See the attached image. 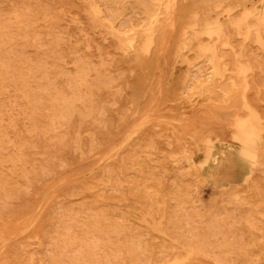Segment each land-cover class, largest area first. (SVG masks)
Instances as JSON below:
<instances>
[{"label":"rangeland","instance_id":"obj_1","mask_svg":"<svg viewBox=\"0 0 264 264\" xmlns=\"http://www.w3.org/2000/svg\"><path fill=\"white\" fill-rule=\"evenodd\" d=\"M198 1L0 0V264H264V0Z\"/></svg>","mask_w":264,"mask_h":264},{"label":"bare ground","instance_id":"obj_2","mask_svg":"<svg viewBox=\"0 0 264 264\" xmlns=\"http://www.w3.org/2000/svg\"><path fill=\"white\" fill-rule=\"evenodd\" d=\"M143 1H144V0H143ZM166 1H167V0H166ZM199 1H201V0H199ZM199 1H198V2H199ZM252 1H253V0H252ZM118 2H119V0H118ZM164 2H165V0H164ZM164 2H163V4H164ZM205 2H206V1H205ZM228 2H229V1H228ZM256 2H257V1H256ZM107 3H108V2H107ZM121 3H123V1H122ZM202 3H203V2H202ZM257 3H258V2H257ZM163 4H162V5H163ZM176 4H177V1H176ZM251 4H252V3H251ZM255 4H256V3H255ZM99 5L101 6V4H99ZM164 5H165V4H164ZM178 6H179V5H178ZM252 6H253V5H252ZM161 7H162V6H161ZM246 7H247V6H246ZM133 8H134V7H133ZM162 8H163V7H162ZM223 8H224V7H223ZM102 9H103V8H102ZM183 9H184V6H183ZM155 11H156V10H155ZM116 12H117V11H116ZM132 12H133V11H132ZM105 13H106V12H105ZM137 13H138V12H137ZM179 13H180V11H179ZM182 13H183V12H182ZM116 14H117V13H116ZM131 14H132V13H131ZM133 14H134V13H133ZM174 15H175V14H174ZM114 16H115V15H114ZM184 16H185V15H184ZM175 17H176V16H175ZM177 17L180 18V16H177ZM95 18H96V17H95ZM144 19H145V18H144ZM181 19H182V18H181ZM184 19H185V18H184ZM177 21H178V20H176V22H177ZM182 22H183V21H182ZM132 23H133V22H132ZM138 23H139V22H138ZM160 24H161V23H160ZM175 24H176V23H175ZM105 25H106V24H105ZM221 25H222V24H221ZM248 25H249V24H248ZM119 26H120V25H119ZM140 26H141V25H140ZM140 26H139V27H140ZM180 26H181V24H180ZM222 26H223V25H222ZM230 26H231V25H230ZM108 28H109V27H108ZM232 28H233V27H232ZM244 29H245V28H244ZM124 30H125V29H124ZM223 30H224V29H223ZM226 30H227V29H226ZM154 31H155V29H154ZM155 32H156V31H155ZM226 33H227V32H226ZM227 35H228V34H227ZM138 36H139V34H138ZM260 36H261V35H260ZM154 38H155V37H154ZM251 38H252V37H251ZM204 39H205V38H204ZM137 40H140V39H137ZM154 40H155V39H154ZM202 40H203V39H202ZM205 40H206V39H205ZM141 41H142V40H141ZM155 41H156V40H155ZM155 41H154V42H155ZM158 41H159V40H158ZM158 41H157V42H158ZM119 42H121V41L119 40ZM154 42H153V43H154ZM135 43L137 44V46L139 45L138 42H135ZM136 44L134 45V47L136 46ZM141 44H142V43H141ZM138 47H139V46H138ZM140 47H141V46H140ZM134 49H137V48H134ZM135 51H136V50H135ZM138 52H139V48H138ZM204 56H205V55H204ZM204 56H203V57H204ZM138 57H139V56H138ZM4 63H5V62H4ZM7 67H9V66H7ZM0 71H1V70H0ZM6 72H7V71H6ZM9 72H10V71H9ZM0 74H1V73H0ZM16 74H17V73H16ZM1 75H2V74H1ZM77 97H78V96H77ZM65 100H66V99H65ZM61 104H62V103H61ZM61 104H60V105H61ZM62 106L65 107L64 105H62ZM60 110H61V109H60ZM56 111H58V110H56ZM238 126H239V125H238ZM250 126H251V125H250ZM134 252H135V251H134Z\"/></svg>","mask_w":264,"mask_h":264}]
</instances>
